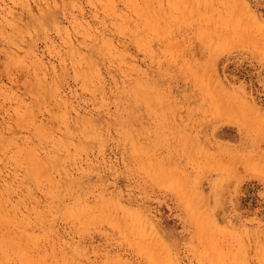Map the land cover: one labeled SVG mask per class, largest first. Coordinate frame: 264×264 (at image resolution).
<instances>
[{
  "label": "rangeland",
  "instance_id": "rangeland-1",
  "mask_svg": "<svg viewBox=\"0 0 264 264\" xmlns=\"http://www.w3.org/2000/svg\"><path fill=\"white\" fill-rule=\"evenodd\" d=\"M0 264H264V0H0Z\"/></svg>",
  "mask_w": 264,
  "mask_h": 264
}]
</instances>
